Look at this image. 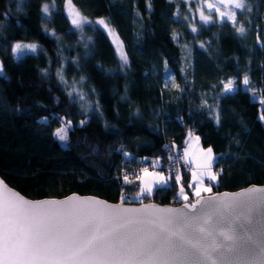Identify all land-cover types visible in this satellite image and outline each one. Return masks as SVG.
Instances as JSON below:
<instances>
[{"label":"trees","instance_id":"obj_1","mask_svg":"<svg viewBox=\"0 0 264 264\" xmlns=\"http://www.w3.org/2000/svg\"><path fill=\"white\" fill-rule=\"evenodd\" d=\"M72 3L89 19L82 29L65 0H0V176L8 184L31 198L76 191L121 201L140 184L133 176L126 184L120 164L166 158L165 145L182 148L189 131L217 160L213 190L264 183V104L251 94L264 99V0H247L235 21L208 23L197 0ZM101 18L122 38L126 64ZM26 41L38 50L15 56L14 43ZM64 121L62 143L53 133ZM188 179L183 171L186 189ZM178 186L169 176L168 189L148 199L183 201Z\"/></svg>","mask_w":264,"mask_h":264},{"label":"snow or ice","instance_id":"obj_2","mask_svg":"<svg viewBox=\"0 0 264 264\" xmlns=\"http://www.w3.org/2000/svg\"><path fill=\"white\" fill-rule=\"evenodd\" d=\"M65 5L72 25L82 29L89 22L87 17L72 0H65ZM219 5L245 10L244 0H217L207 4L221 18L232 21L237 13L221 11ZM42 11L48 13L49 6L44 4ZM200 19L208 23L211 17L201 11ZM96 23L108 27L104 19ZM109 31L111 34L112 30ZM236 31L243 34L245 28L241 26ZM24 49L36 52L38 46L35 43L12 46L13 54ZM120 58L127 63V55L122 51ZM57 74L63 81L62 73ZM243 83H249L247 76ZM233 84L229 79L224 91L232 92ZM173 86L178 87L174 82ZM261 119L264 120V115ZM85 123L80 121L81 125ZM69 128L71 121L53 135L65 142ZM188 136L192 138L193 133L189 131ZM199 139L195 137L197 142ZM184 156H189L188 149ZM216 162L212 148L201 150L196 159L186 160L187 164H195L187 188L198 199L189 203V194L181 185L177 193L185 201L181 208L156 204L126 207L123 193L119 204L77 195L63 200L31 201L0 181V264H264V239L249 227L254 223L253 213L264 208V187H250L238 194L239 199L235 195L225 199L219 195L204 197L202 193L212 191L211 182H218L219 173L212 172ZM158 163L154 161L153 167ZM141 171L143 175L136 176L140 182L138 199L168 189L169 180L162 174L149 172L147 167ZM205 177L209 181L207 185ZM124 182L134 181L125 175ZM238 209L242 211L235 215Z\"/></svg>","mask_w":264,"mask_h":264},{"label":"water","instance_id":"obj_3","mask_svg":"<svg viewBox=\"0 0 264 264\" xmlns=\"http://www.w3.org/2000/svg\"><path fill=\"white\" fill-rule=\"evenodd\" d=\"M0 181L3 182L4 185H7L9 188H11L12 190L18 192L21 196H23L24 198L31 200V201H39V200H47V199H56V200H63L68 196L71 195H77L79 197H94L96 199L99 200H103L106 201L110 204H119L121 203V201H113V200H109L106 199L102 196L96 195V194H90V193H79L76 191H72L69 192L65 195L62 196H44V197H39V198H31L26 196L25 194H23L22 192H20L18 189H16L15 187L11 186L10 184H8L1 176H0ZM250 187H264V183H249L245 186L236 188V189H220V190H213L210 193H202V195L204 197L210 196V195H219L221 196L222 199L225 198H231L232 196H237V198L239 199L240 197L238 196V194H240L241 192H243L244 190L250 188ZM223 194H228V197H224ZM198 199L196 196L193 198H190L188 200L189 203H193L195 202V200ZM124 205L126 207H140L143 204H156L158 206H169V207H175V208H181L184 204L185 201H180V202H176V203H171V202H159L153 199H147V200H142V201H123ZM242 210H237L235 215H240ZM253 220L254 223L252 225H250L249 227H252L256 230L258 237L264 239V208H259L257 209L254 213H253Z\"/></svg>","mask_w":264,"mask_h":264},{"label":"rangeland","instance_id":"obj_4","mask_svg":"<svg viewBox=\"0 0 264 264\" xmlns=\"http://www.w3.org/2000/svg\"><path fill=\"white\" fill-rule=\"evenodd\" d=\"M197 2H198V8H197V10H198V14H199V16H200V13H201V11H203V13H204V15L205 16H210L211 18H212V16H215L216 18H219V19H221V17H220V15H219V13H217L214 9H209L208 7H207V4L208 3H217V0H197ZM244 3H245V7H246V5H247V0H244ZM44 4H47L49 7H51L53 4L52 3H49V2H46V3H44ZM43 4V5H44ZM219 7H220V10L221 11H229V10H233V11H235V12H237V11H239V10H241V9H234V8H232V9H229L228 7H225L224 5H219ZM65 9H66V13H67V15H68V10H67V8H66V5H65ZM82 14V13H81ZM83 15V14H82ZM84 16V15H83ZM68 17H69V15H68ZM226 18V17H225ZM69 19L71 20V18L69 17ZM101 19H104L105 21H106V23L108 24V27L107 28H105L104 27V25H101V24H98V25H100L101 27H103V28H105L106 30H107V32L109 33V35L111 36V38H112V41H113V43H114V45H115V47H116V50H117V52H118V54H119V56H120V52L122 51L124 54H126L127 55V51H126V47H125V45H124V42H123V40H122V38L120 37V35H119V33H118V31H117V29L113 26V25H111L109 22H108V20L107 19H105V18H101ZM227 19V18H226ZM88 21H89V19H87ZM98 20H100V19H98ZM97 20V21H98ZM96 21V22H97ZM230 21H232V20H230ZM85 24V23H84ZM83 24V25H84ZM82 25V26H83ZM74 26V25H73ZM75 27V26H74ZM76 28V27H75ZM112 30V33L110 34V31L109 30ZM15 43H23V44H32V43H35L37 46H38V44L36 43V42H31V41H26V42H15ZM14 43V44H15ZM119 49V50H118ZM31 50L30 49H24L22 52H20V53H16V54H14L15 56H20V55H22L23 54V52H30ZM121 59V58H120ZM168 80L167 81H169V78H167ZM252 98H254V99H257V100H259V107H260V109L263 107V104L261 103V101H264V99H263V97L261 96V94H260V92L258 91H252ZM259 116H261L260 114H259ZM61 127H67V121H64L61 125H60V127H58V128H61ZM57 128V129H58ZM56 129V130H57ZM55 130V131H56ZM189 136L187 135V138H188ZM62 142V141H61ZM62 143H64V142H62ZM180 150H182V148H179ZM208 149V148H207ZM125 153H128L129 154V152L128 151H124V156H125ZM182 153H183V155H184V151L182 150ZM213 153V152H212ZM130 155V154H129ZM129 155H127V156H125V157H128ZM158 159L156 158V160H154V161H157ZM186 160H188L187 158H186ZM159 161V160H158ZM158 165H159V163L155 166V168H148L149 169V172L151 171H156V172H158L159 174H162L166 179H168V176H170L168 173H166V171L163 169H161V170H159L158 169ZM212 167H214V164H213V166ZM191 168H192V164H190V167L189 168H187V170H182L181 172H180V175H181V173L183 172V171H187V172H190V170H191ZM219 170V169H218ZM212 172L213 173H215L214 172V170H212ZM138 175H143V173H142V171L138 174ZM137 176V175H136ZM136 176H133V177H136ZM173 177H175V176H173ZM176 178V177H175ZM139 184H140V182H139ZM181 185H183V184H181V182H179V186H178V192H179V190H180V187H181ZM185 191L189 194V199L190 198H193V197H195V196H193V195H190V193L187 191V189L185 188ZM213 191V190H212ZM139 192V191H138ZM205 193H208V192H205ZM150 195H145V196H142V197H140L139 199L136 197V193H134V194H132V195H130L129 197H127V196H125V199L126 200H135V201H142V200H147L148 199V197H149ZM178 196V195H177ZM178 198H182V197H179L178 196Z\"/></svg>","mask_w":264,"mask_h":264},{"label":"built area","instance_id":"obj_5","mask_svg":"<svg viewBox=\"0 0 264 264\" xmlns=\"http://www.w3.org/2000/svg\"><path fill=\"white\" fill-rule=\"evenodd\" d=\"M164 148L165 154L167 155L166 158L161 156L156 157L159 160L158 169H164L170 176H180V172L182 170H187L190 164L186 163V157L183 155L182 150L173 148L170 143H167ZM156 158H137L135 164L132 166H127L122 162L120 164L119 173L123 177L125 175H128V177L136 176L145 167L155 168L153 167V162Z\"/></svg>","mask_w":264,"mask_h":264},{"label":"crops","instance_id":"obj_6","mask_svg":"<svg viewBox=\"0 0 264 264\" xmlns=\"http://www.w3.org/2000/svg\"><path fill=\"white\" fill-rule=\"evenodd\" d=\"M195 137H199L196 133H193V136H192V138H187V136H186V138H185V141H184V145H183V147H182V150L183 151H185V149H188V152H189V156L188 157H186L188 160H192V159H196V158H198L200 155H201V150H207V148H209V147H207V146H203L202 145V143H201V141H200V139H199V141L197 142L196 140H195ZM213 154V153H212ZM213 156H214V154H213ZM128 157H130V155L128 156ZM195 168V164H192V168H191V170H190V172H189V179H188V183L189 182H191V180H192V170ZM212 170H214V172L215 173H218V168H215V166L214 167H212ZM151 172V171H150ZM152 172H154V173H158V172H156V171H152ZM159 174V173H158ZM180 177V176H179ZM177 178V177H176ZM168 180H169V176H168ZM205 184L207 185L208 183H209V181L207 180V177H205ZM216 182L214 181V182H211V184H212V190H213V185L215 184ZM187 191L190 193V195H193L192 194V190L191 189H189V188H187ZM193 196H195V195H193Z\"/></svg>","mask_w":264,"mask_h":264}]
</instances>
